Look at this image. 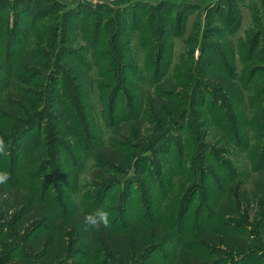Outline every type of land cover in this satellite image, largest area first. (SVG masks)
<instances>
[{
  "label": "rangeland",
  "instance_id": "1",
  "mask_svg": "<svg viewBox=\"0 0 264 264\" xmlns=\"http://www.w3.org/2000/svg\"><path fill=\"white\" fill-rule=\"evenodd\" d=\"M115 14L122 17L119 28ZM100 19L98 40L105 41V47L110 48L125 44L122 60L130 70H126L128 80L121 88L133 96V105L127 111L115 104L111 113L106 100L102 103L98 76L92 70L93 37L97 34L93 30ZM58 28L56 45L49 48L51 29ZM1 31L5 34L0 35V121L17 127L21 122L17 124L16 120L26 114L23 112L29 104L21 97L25 94L23 89L35 84L36 90L43 89L46 75L51 78L54 74L53 89L64 93V73L72 71L86 81L87 95L78 98V103L87 106L91 127L97 135L76 145L70 132L76 130V124L70 122V129L65 121L66 130L57 124L54 128L62 127L64 134L56 136L51 131L58 139L60 153L56 162L49 164L51 150L44 143L45 125L38 123L14 141L6 142L7 154L0 155V171L9 172L11 178L0 185V264H23L25 260L45 264L53 255H44L29 244L48 234L53 245L61 243L63 237L71 243L76 234L71 232L70 223L75 224L79 240L73 243L69 256L65 252L66 258L54 264L101 262L95 240L97 230H85L83 225V216L98 208L108 211L111 221L109 228L98 230L104 236L110 235L122 243L123 238L132 237L134 229L144 235L154 230L159 235L150 247L125 260V264H264V214L259 213L264 202H256L257 197L264 195V151L261 154V150L220 140L223 133L236 126H228L215 108L212 115L208 114L211 102L220 104L221 100L211 88L213 84L204 87L208 80H215L216 84L213 78L220 73L228 79H235V75L240 103L237 109L242 112L239 114L252 117L256 109L254 100L258 96L264 98V84L261 93L258 79L264 77V60L258 63L243 56L254 40L259 43L255 54L264 57V0H0ZM10 41L15 43L10 45ZM63 48L67 53L58 60ZM214 51L222 54L223 59L210 62ZM46 53H52V57H46ZM155 53L163 54L159 67L165 72L152 84L149 76L155 68L151 67L153 62L147 64L145 60L147 54L153 57ZM48 61L53 65L59 61L68 70L61 69L60 74L55 68L48 73L41 70V63ZM245 65L259 68L252 85L246 82ZM208 69L216 72L210 75ZM34 73L37 74L31 83L20 82L21 76L24 79ZM158 83L161 89L173 90L181 99L166 102L162 96H156L153 87ZM146 95L150 96L149 105ZM71 98L67 94L61 101L65 109V102ZM44 99L40 107L48 125H55L56 121L50 122L48 116L58 117L53 108L59 103L48 105V97ZM184 104L187 113L182 128H165L161 138L160 127L171 117L175 119L178 113L173 111H179ZM163 111L169 117L162 123L160 117L165 113L159 112ZM127 117L133 118L125 121ZM246 129L247 123L240 130L244 131L242 135H246ZM123 139L133 146H121L119 141ZM168 143L171 146L166 149L160 147ZM55 146L56 143L51 149ZM108 151L124 159L130 157L131 163L126 172H119L120 168L105 171L103 182L115 183L102 193L96 154ZM38 152L44 156L39 157ZM202 153L206 156L200 157ZM143 161V171L137 173L141 168L135 167ZM45 163L47 168L43 169ZM39 181L40 184L36 183ZM230 186L233 196L227 192ZM191 191L194 192L183 223L179 224L183 200ZM205 231L239 237L245 242L244 248L250 246L253 251L235 257L236 250L205 246L200 240ZM112 257L105 256L109 260Z\"/></svg>",
  "mask_w": 264,
  "mask_h": 264
},
{
  "label": "trees",
  "instance_id": "2",
  "mask_svg": "<svg viewBox=\"0 0 264 264\" xmlns=\"http://www.w3.org/2000/svg\"><path fill=\"white\" fill-rule=\"evenodd\" d=\"M36 10L39 12V9L36 8ZM42 14H43V17L47 15L46 12ZM115 16L117 17L115 20H117L118 28H119L120 26L119 24L121 23L122 17H120L118 14H115ZM100 18L103 19L102 16H100ZM102 19L96 21V24L94 25L95 30H93V31H96L97 34L95 35V37H93L94 44L92 45L93 51L91 53V58L93 57L94 67L92 68V70L94 69V72L98 76V78L96 79L97 81H99L100 97H102V103L106 100V103L109 106L110 112L114 113L115 104L120 106L124 110H126V108L130 109L131 106L133 105V96L130 93V91L123 92L121 88L122 86L126 85V82L128 80V73H129L126 70H130V69L127 68L128 65L122 60V58L124 57V50H123L124 45H125L124 43L120 44L119 46H112V48H110V47H105L107 44L105 41L98 40L100 30H101L100 25L102 23ZM59 30L60 28L55 29V30L51 29V35L49 36L51 41L48 45L49 48H54V46L56 45L57 32ZM9 31H10L9 29L5 31L7 32L6 35H8ZM5 32L1 31L0 35L5 34ZM116 35L118 36V33H116ZM257 42L258 41H254V40L250 42L251 47L248 50L247 55L245 54L243 58H245L246 60H252V61L256 60L258 63L263 62L264 57H258L255 54V51L257 50V47L259 46V43ZM14 43H15L14 41H10V45ZM96 46L98 48H96ZM101 46H103V51L100 50ZM259 52L261 51L259 50ZM66 53H67V50L65 48L61 49V52L58 53V56H57L58 60H59V56L61 58V56L65 55ZM262 53L264 54V50H262ZM51 55L52 53H46V57L50 58L52 57ZM162 57H163V54L161 53H155L153 57H152V54H147L146 56L145 61L147 62V64L151 62L155 64V65L153 64L151 65V67L155 69L151 72L149 76V82H151L152 84L156 83L159 77L163 75L165 72L164 70L161 71L159 67V62L161 61ZM218 58L223 59L222 54H220L218 51H214L213 55L209 58V60L210 62L211 61L213 62L214 59L216 60ZM252 61H249V62H252ZM55 63L56 64L53 65L51 61H48L45 63L42 62L41 70L46 71L48 73L49 71L55 68V72L59 74L61 73L60 71L61 69L64 71L68 70V67H65L64 69V66H60L59 61L57 62L55 61ZM245 66L247 67L243 68L244 72L241 71V73L243 72L245 77L247 74L246 82L249 85H252L253 84L252 81L256 78L257 72H258L257 69L259 68L257 67L253 69L252 65L251 66L245 65ZM208 71L210 72V69H208ZM214 71L216 72L215 69ZM214 71L208 74L214 75ZM107 72H112L113 74L107 75L106 74ZM37 73L41 74L40 72H37ZM37 73H34L31 76L28 75L24 79H22V76H21L20 82H22L23 84L31 83V79ZM145 74H147V72H145ZM53 76L54 74L50 78V75L49 77L48 75H46L48 79L45 80L43 89L36 90L35 89L37 88L36 84L32 87L23 89V92L25 94H23L21 97L23 98V101H25V103L29 102V104H28V108L25 109V111L23 112L26 114L20 116L21 120L20 119L16 120L17 124L21 122L17 127H12V126L9 127L8 125L10 123H7V121L3 123L0 121V127L4 128V130L0 132V135H1L0 137H3L5 142H7L8 140L14 141V139L19 138L21 136L22 132L28 129H33V127L37 125L38 123L45 125L44 130L46 131V139L44 143L46 146H49L47 150L49 151L51 150L48 154V157H49V160H47L48 164L52 162H56L55 157L57 156V153H60V151H58L57 149V143L59 142H58V139H55V137L59 133L64 134L62 132V127L64 130L67 129V126L65 127L63 125L65 121L66 123L69 122V127H70V122L71 124L74 122L77 126L75 127L76 129L75 131H73L70 127L71 129L70 132H72L71 133L72 138L74 140V143L76 142V145L83 144L85 140L90 141V139H93L97 135V133H95L93 131V128L91 127L90 118L87 114V109H88L87 106H85L82 103H78V98H82L87 95V90H85L86 87L84 88L86 81L82 77L79 78V76L74 74L72 71L71 73L65 72L63 78H64L65 85H67V87L65 88L64 93H58V88L53 89L55 88V84H56L55 77ZM234 78L235 79H228L225 73H220L219 75L215 76V78H213V79H216V84H214L215 80H208V82L204 84V87L211 86L209 84H213L212 85L213 87L211 88L217 91V93L220 95V100H221L220 104H218L217 101L211 102V104L209 105L210 110L208 114L212 115L213 109L215 108L216 110H219L221 112L220 118H224L228 126H230V124H233L234 126H236L233 129L230 128L229 130L230 132H227V131L226 133L222 132L223 134L221 135L220 140H222L226 144L230 142V143L236 144L237 146L240 145L246 149H257L259 151L261 150V154H262V150L264 151V98L258 96L257 99L254 100L255 102L253 104H255L256 109L255 111L252 112L254 113L252 114V117H249V118L243 117L242 114L241 115L239 114L242 112H239V110L237 109V107L240 108V103H239V100L237 99V90L235 86V80H236L235 75H234ZM49 79H50V84L48 83ZM258 79H259V84H260L259 87H261V90H259V92L263 93V88L261 85L264 84V77H261V79L260 78ZM30 85H33V84H30ZM159 86H161V84L158 83L157 86L153 87V89L156 91V94H157L156 96L158 97L162 96L163 100H165L166 102L167 101L174 102V100H176L177 98L178 100L181 99V97L178 96V94H176L173 90L172 91L164 90V89H161ZM77 92L79 93L77 94ZM51 94H54V95L52 96ZM67 94H69L72 98L70 102L69 101L65 102V106H68L66 107L68 109H65L61 101L64 100V96H67ZM49 95H51L52 97ZM46 97H48L49 99L48 105H51V102H54V101L57 104L59 103L58 107L53 108L55 112L58 111V117L51 116V115L48 116L50 122L56 121L55 125L54 123H50L48 125V120L46 119L47 116L44 110L41 109L40 107L41 106L40 104L42 103V99ZM146 97L148 98L147 103L149 105L151 103L150 96L146 95ZM194 105L197 106L196 103ZM198 106L200 107L201 105L199 104ZM103 109H104V105H103ZM144 113H146V111ZM159 113H165L163 117L162 116L160 117V120L161 121L163 120L162 123L164 122V120L168 119L169 115L168 114L166 115V111L159 112ZM173 113H178L175 119L171 117V119L168 120L165 126L162 125L160 127V132L158 133V135L161 138H163L164 136L162 134L166 132L165 128L169 127V129H174V130H179L182 128L183 126L182 120H184L185 113H187L186 105L184 104L183 108L181 107L179 111L178 110L175 112L173 111ZM132 118L127 117V119H124V120L128 121ZM211 118H213V116H211ZM57 119H59V121H57ZM224 119H222L223 122H225ZM245 123H247V129L245 131L246 135H242L244 131L241 132L240 130L244 128ZM57 124L58 126L62 125V127L55 129L54 126H57ZM192 124H194V122ZM199 127H201V125H199ZM51 131H55L56 133L55 137L53 135V132ZM32 137L34 138V140L36 139L37 141L36 134H34ZM201 141H202V137H201ZM54 143H56V146L55 148L53 147V149H51V146L52 145L54 146ZM119 143L121 146H126V147L133 146L130 143V141L127 139H123L119 141ZM166 146H171V144L168 143V144H165L164 146L161 145L160 147L166 149ZM108 152H100L99 154L97 152L96 154L98 158V163L100 165L99 172L101 174V180H102L101 184L99 183L98 184L101 186L102 193H104V191L107 190L109 186L112 185V183H115L114 181L110 183H107L106 181L103 182L105 171L108 170V168H117V169L120 168V170H118L119 172H126L127 167H129L131 163L130 157H127L126 159H124L123 157H117L114 151L112 152L108 151ZM182 154H183V147H182V151L179 152V155L182 156ZM38 155L39 157L44 156L41 152H38ZM202 156L205 157L206 155L202 153L200 157ZM135 162H136L135 165L137 166L139 164V161L136 160ZM112 163L118 164L121 167H115V165ZM143 164H144V161L143 163L140 164V167H135L137 170L138 168H141L140 170H138L137 173H141V171H143L142 169ZM45 168H47L46 163L43 169ZM48 182L50 183L51 179ZM36 183L40 184L41 182L39 181ZM45 185H46V182L44 183V186ZM193 192L194 191L189 192L188 196L183 200V204L181 206V210L179 214V220H178L179 224L183 223L182 217L184 213L187 211V204L189 203L190 196ZM227 192L229 195L232 194L233 196V186H230ZM258 200L264 202V195L263 196L260 195L259 197H257L256 199L257 203H258ZM236 207L237 208L240 207L239 201H237ZM259 213L264 214V208L261 207V210H259ZM35 224L36 223L32 224L33 228ZM155 224L157 226V223ZM70 228H71V232H74L76 234L75 239L71 243L66 241L65 238L63 237L61 239V243L57 242L55 245H53L50 240V235L48 234V235H42L37 238H34L32 242L29 244V246H33V248L38 247L44 255H48V254L53 255V258L49 259L45 264H54L55 261L64 260L66 258V257L65 258L63 257L65 255V252H67V256H69L68 254L72 251L73 243L79 240L78 239L79 233L75 229L76 228L75 224L73 225L72 223H70ZM152 228H156V227H152ZM137 232H138V229H134L133 232H131L132 237L130 235L129 236L126 235L127 237H125V239L122 237L123 240H122V243H120L119 239H113L112 237H108L110 235L104 236L103 234H101V232L97 230L95 234L96 235L95 240L97 241L98 247L100 249L99 256L101 258V262L93 261V264H125L126 263L125 260H127L128 258L130 259L134 257L136 253L142 252L143 250L150 247L149 244L152 242V240L157 239V237L159 236L157 231H154V230H151L150 233H147L145 235L140 232L139 233ZM212 232L205 231L200 235V240L202 239L201 243L203 242L205 246H209L211 248L212 247H215V248L223 247L224 249L229 250V251L236 250L235 251L236 253H234L235 257L236 256L239 257L245 252L253 251V249L250 246L244 248L245 242L242 240H239V237H235L230 234L216 233V232L212 233ZM142 237L144 238L142 239ZM149 250L150 249H148L145 252L144 257H146ZM106 254H111L113 256L112 259L109 260L105 258ZM232 260H235V259H232ZM64 263H61V264H64ZM23 264H31V262L29 260H25ZM191 264H197V263H191ZM198 264H202V263H198Z\"/></svg>",
  "mask_w": 264,
  "mask_h": 264
},
{
  "label": "clouds",
  "instance_id": "3",
  "mask_svg": "<svg viewBox=\"0 0 264 264\" xmlns=\"http://www.w3.org/2000/svg\"><path fill=\"white\" fill-rule=\"evenodd\" d=\"M7 154V145L3 137H0V155ZM10 173L7 171H0V185L6 184L10 180ZM83 225L85 230L101 228L107 229L111 226L108 211L98 208L95 212L88 213L83 216Z\"/></svg>",
  "mask_w": 264,
  "mask_h": 264
}]
</instances>
